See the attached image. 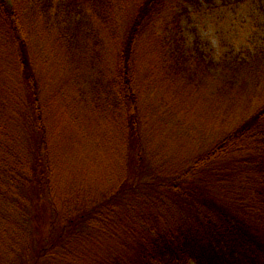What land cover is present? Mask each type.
Instances as JSON below:
<instances>
[{"label": "trees", "instance_id": "trees-1", "mask_svg": "<svg viewBox=\"0 0 264 264\" xmlns=\"http://www.w3.org/2000/svg\"><path fill=\"white\" fill-rule=\"evenodd\" d=\"M190 2L0 0V264H264V98L200 152L161 130L194 94L228 115L241 91L209 92L211 61L181 27ZM255 59L233 70L264 82ZM84 63L89 87L55 77ZM85 108L108 114L96 144ZM87 148L108 169L84 168Z\"/></svg>", "mask_w": 264, "mask_h": 264}, {"label": "rangeland", "instance_id": "rangeland-1", "mask_svg": "<svg viewBox=\"0 0 264 264\" xmlns=\"http://www.w3.org/2000/svg\"><path fill=\"white\" fill-rule=\"evenodd\" d=\"M181 27L187 47L190 48L193 45H197L196 47L206 55V59L211 61L212 71L215 73L210 72L212 78L209 82L211 87L209 92L210 90L215 91L213 87L216 84L222 86L224 81H232L226 85L233 84L236 92L240 91L241 88V91L236 93L237 98L231 101L232 107L228 115L220 113L214 107H212V112L210 108L209 110L206 108L203 98L199 97L208 93L207 91L194 94L190 101L187 99V103L190 106L187 109L188 113L185 112L182 116L174 115L172 120L162 122V124L166 123V125L161 130L164 131L163 133L168 136L170 141L175 143L182 142L187 145L185 149L196 153L209 148L221 134L226 133L225 131L246 110L243 109L245 103L252 107L264 98V82H252L250 78L247 79L245 72L239 70L235 73V70H233V68H236L235 66L241 64V61L249 62L256 57V59L264 58V0H198L196 2L191 0L186 6V14L182 18ZM50 51L51 48H47L43 53L44 55H49ZM44 62L45 71L51 74L55 70H52L53 62L48 60V58ZM221 66H224L225 69L221 70ZM107 67L109 69L112 67L110 61ZM69 68L72 67L62 66L61 70H63L64 74L56 73L55 77L62 79L63 76H67L69 77V82H86L85 86H91L90 82L95 79V71L89 67V64H82L80 70L76 68L78 73L79 71L81 72V76L79 75L77 78L78 81L72 79V73L76 72V70ZM69 70L74 71L70 72ZM55 77L50 82H53ZM143 96L144 99H149L148 94L145 95L143 93ZM193 100L197 102L196 107L195 105L193 106ZM161 102L163 103V101ZM226 102H229V100ZM168 107L167 103H163L159 106L157 114L161 111L167 112ZM56 111L59 112V116L55 122H60L67 114L61 107L57 108ZM91 111L89 108H85L83 112V117L89 120L85 140L88 143L90 142V145L96 144V142L101 140L98 136L101 135L102 128L98 125L108 116L106 113L101 112L100 114L95 110ZM194 114L198 115L197 118L199 120L193 116ZM97 120H99V123ZM73 126L82 133L79 125L74 124ZM110 126L106 125L103 128L104 131H111ZM103 137L102 135V146L104 148L106 144V149L108 150L109 142L104 140ZM81 138L82 136L77 142L81 141ZM153 145L159 148L157 141L153 142ZM179 146L181 145L179 144ZM91 151L90 148H87L86 154L81 152L80 163L88 171L92 169L101 174L103 170L108 169V158L96 161V157H90Z\"/></svg>", "mask_w": 264, "mask_h": 264}]
</instances>
